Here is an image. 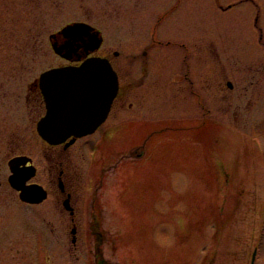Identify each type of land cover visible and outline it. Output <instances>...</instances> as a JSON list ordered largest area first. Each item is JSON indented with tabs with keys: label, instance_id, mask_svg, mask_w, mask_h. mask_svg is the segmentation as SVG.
Listing matches in <instances>:
<instances>
[{
	"label": "flooded vegetation",
	"instance_id": "obj_1",
	"mask_svg": "<svg viewBox=\"0 0 264 264\" xmlns=\"http://www.w3.org/2000/svg\"><path fill=\"white\" fill-rule=\"evenodd\" d=\"M27 1L30 3L31 0ZM105 1L110 7L116 3L120 7L128 8V11L131 10V6L143 11L154 9L158 17L152 32L153 45L164 46H168L171 42L164 43L157 40L156 33L162 31L163 26H167L169 18L184 13L186 2L191 1L194 4L201 1L210 2V11L225 14L228 25L226 35L229 36L226 41L228 48H234L239 42L236 41V37L242 40L245 36L244 40H252L253 43L264 48V0ZM11 3L9 7L12 9L0 10V33L6 35H9L8 33L13 35L18 31L23 33L25 27L26 11L14 10V0ZM31 3L34 8L36 7L31 29L34 55L40 44L39 14L36 12L39 2L32 0ZM196 11L198 12V9ZM100 16L106 19H109V16L114 17L109 13ZM97 17L100 19L99 15ZM83 22L92 25L103 34L111 27L108 24L106 25L108 28H105L90 20ZM101 23L104 24V20ZM26 28L29 35L30 29ZM214 35L216 38V33ZM215 38L210 42L213 51L217 49ZM105 44L104 41L102 48L88 57L98 56L109 59L118 74L119 92L112 108L95 133L84 137L72 136L58 144H50L41 137L39 126L47 110L40 85L41 74H35V70L38 71L36 59L33 58L32 69L28 58L12 60L11 69L8 67L11 63L9 60L0 59V264H146L147 262L149 256L134 250L130 235H120L117 230L112 231L108 228L121 224L123 221L121 213L123 207L127 206V203H122L123 198L120 194L122 190L125 193L127 187L121 190L120 185H106L107 177L110 175L113 179L119 178L117 175L119 163L110 159L109 152V155H103L105 158L99 164L97 183L94 176L96 173L88 169V153L90 148L104 152L108 150L106 146L108 141H119V129L123 123H128L133 141L139 139L142 129L150 131L144 138L146 143L154 136L167 132L170 129L168 127L152 132L153 115L156 110L166 109L164 106L167 100L162 99L161 88L167 85V79L161 75L158 79L149 73L151 55L148 50L152 45L141 53V57L137 53L130 58L129 65L133 68V73L127 76L123 73V64L117 62L120 52L104 50ZM180 46L186 48L185 44ZM186 55L188 56L187 53ZM88 57L83 55L73 62L64 60V64L80 65ZM228 59L229 64L222 61L224 67L220 64L223 75L217 72L215 67L217 62L214 60L212 65L214 67L211 69L207 84L208 97L205 99L201 97L202 90L196 88L195 81L190 78L188 72L184 79L190 84L189 94L197 98L198 113L203 108L206 116L215 112L216 108H223L240 123V115L252 113L264 99V62L261 59H250L248 63H243L233 55ZM225 61L228 62L227 59ZM182 81L184 80L181 79ZM126 118L128 121H124ZM241 118L244 119L243 116ZM209 119L204 118L202 122L198 115L188 129L197 132L201 125L208 123ZM212 122L211 120L208 124L212 125ZM259 124H264V116ZM179 128L180 126L176 129ZM147 146V144L143 145L144 148ZM144 148L139 149L134 146L130 159L147 158ZM152 161L150 160L149 164ZM197 163V169L193 170L195 177L200 175L201 163L199 160ZM233 163L230 162V167H233ZM159 165L163 166L162 161ZM233 171L230 173L224 169L216 170L213 166L210 173L215 174L214 177L218 173L223 174L228 183L229 178L233 177ZM237 172L239 171H235L236 174ZM164 173L167 177L170 174L167 170H155L151 173L145 171L142 175L149 178ZM179 173L182 171L176 176ZM217 189L218 186H214L213 194L218 192ZM152 190L156 188H148L151 201L148 207L151 208L153 204L151 209L154 211L156 203L153 201ZM23 192H30L35 200L33 202L24 200ZM42 194L44 198L36 200ZM127 194L132 195L130 191ZM225 194L227 195V192ZM226 195L224 199L227 203ZM165 199L168 205V198ZM240 201L244 207L250 205L247 206L249 201L244 203L242 197ZM144 205L147 207V203ZM129 207V219L125 222H130L129 225L142 223L140 219L138 221L134 219L131 206ZM262 208L263 206L257 209L255 217L250 219V224L245 225L246 231L240 237L233 234L230 228L225 236L219 234L217 226L220 223L214 212L213 243L209 252V264H218L221 248L224 257L229 260L228 264H257L259 253L264 252ZM144 213L145 217H148L146 225H152V219L149 218L151 214L146 216L147 213ZM226 216L221 223L230 227L232 218ZM157 242L160 241L154 244L158 245ZM121 247L124 250H121ZM167 259V257H158L154 261L157 264H167Z\"/></svg>",
	"mask_w": 264,
	"mask_h": 264
},
{
	"label": "rangeland",
	"instance_id": "obj_2",
	"mask_svg": "<svg viewBox=\"0 0 264 264\" xmlns=\"http://www.w3.org/2000/svg\"><path fill=\"white\" fill-rule=\"evenodd\" d=\"M12 1L0 0V10L12 9L9 7ZM14 2V10L26 11L25 27L23 33H0V59L11 62H8L9 69L13 67L12 60L17 58L30 59L31 69L35 58V64H38L35 74L63 65L64 60L52 50L49 37L75 21L90 20L105 28L106 25H111L104 34V50L120 52L117 62L123 64V73L127 76L133 73V68L129 65L130 58L137 53L141 57V53L152 45L148 50L151 55L149 73L158 79L160 75L167 79V85L161 88L162 99L167 100L164 106L166 109L156 110L152 132L167 127L170 129L146 143L144 138L150 131L140 130L139 139L133 141L128 123H123L119 129V141H108V150L103 152L89 149L88 169L96 173L94 176L98 183L99 164L105 158L103 155L110 154V159L119 163V178L116 180L110 175L106 185H120L121 190L127 187L124 189L125 193L120 191L123 198L121 201L127 203V206L123 207L121 213L124 222L108 228L117 230L120 235H130L134 250L149 256L146 264H157L154 259L158 257H167V264H209L208 249L213 243L214 212L220 223L217 227L219 234L225 236L230 228L233 234L240 237L246 231L245 225L250 224V219L255 217L257 209L264 207V124H259L264 116V99L252 113L240 115V123L223 108H216L211 115L204 116L203 108L198 113L197 98L189 94L190 84L184 77L188 72L195 81L196 88L202 90L201 97L205 99L208 97L207 84L214 60L217 62V72L222 73L220 64H229L228 58L232 55L243 63H248L250 59H261L264 62V48L252 40H244L246 36L242 40L236 37L239 42L234 48H228L225 14L210 11V2H186L184 13L169 18L167 26L156 33L157 40L171 42L164 46L153 45L152 32L158 17L154 9L143 11L131 6L128 11V8L116 3L110 7L105 0H38L36 12L39 14L40 44L33 55L31 29L36 7L32 6V0L30 3L27 0ZM105 13L113 14L114 17L102 18L100 15ZM102 20L104 24L101 23ZM26 27L30 29L29 35ZM212 38L216 39L215 51L210 45ZM181 44H185L186 48H182ZM181 79L184 81L181 82ZM198 115L202 122L204 118L210 117L207 121L209 123L212 120V125H201L197 132L188 129ZM124 121H128V118ZM178 126L180 128L176 129ZM144 144L148 146L144 148ZM134 146L144 148L147 158L130 159ZM150 160L153 161L149 164ZM197 160L201 163L199 177L193 175V170L198 167ZM160 161L163 166L159 165ZM232 161L235 165L233 163V167H230ZM213 166L216 170L224 169L230 173L234 170L233 177L229 178L228 183L221 173L214 177L215 174L210 173ZM155 170H167L170 174L168 177L164 173L149 178L142 175L145 171L151 173ZM237 170L239 172L236 174ZM180 171L182 173L176 176ZM216 185L218 192L213 194ZM150 187L156 188L151 191L156 203L154 211L151 209L153 204L151 208L148 207ZM129 191L132 195L127 194ZM241 197L244 203L249 201V208L240 204ZM165 198H168V205ZM144 203H147V207ZM129 206L134 219H140L142 223L129 225L130 222H125L129 219ZM144 212L147 213L146 216L151 214L149 218L152 219V225H146L148 217H145ZM225 216L232 218L230 227L221 223ZM156 241H160L157 242L158 245L154 244ZM121 250L124 248L121 247ZM218 259V264L229 262L224 257L223 248ZM257 264H264V252L259 253Z\"/></svg>",
	"mask_w": 264,
	"mask_h": 264
},
{
	"label": "water",
	"instance_id": "obj_3",
	"mask_svg": "<svg viewBox=\"0 0 264 264\" xmlns=\"http://www.w3.org/2000/svg\"><path fill=\"white\" fill-rule=\"evenodd\" d=\"M102 34L92 26L76 22L50 36L54 52L70 61L79 60L98 51ZM47 114L40 122V133L51 144L96 131L105 120L118 94V77L111 63L91 57L80 66L54 68L40 78ZM22 198L33 202L30 192ZM42 194L39 199L42 200Z\"/></svg>",
	"mask_w": 264,
	"mask_h": 264
}]
</instances>
